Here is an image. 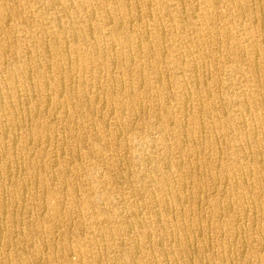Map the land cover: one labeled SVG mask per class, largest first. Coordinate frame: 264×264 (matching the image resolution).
<instances>
[{
    "label": "bare ground",
    "instance_id": "6f19581e",
    "mask_svg": "<svg viewBox=\"0 0 264 264\" xmlns=\"http://www.w3.org/2000/svg\"><path fill=\"white\" fill-rule=\"evenodd\" d=\"M71 256L264 264V0H0V264Z\"/></svg>",
    "mask_w": 264,
    "mask_h": 264
},
{
    "label": "rangeland",
    "instance_id": "374dc122",
    "mask_svg": "<svg viewBox=\"0 0 264 264\" xmlns=\"http://www.w3.org/2000/svg\"><path fill=\"white\" fill-rule=\"evenodd\" d=\"M225 70H227V68L225 67ZM41 248H42V246H41ZM4 249V250H3ZM15 249H17V248H14V247H3L2 248V253L3 252H6L7 254L9 253V252H14V251H16ZM45 250H42V253H46V251L44 252ZM72 258V259H71ZM75 261V257H69L68 258V260H65L62 264H67L68 262H74ZM39 264H45L44 262H40Z\"/></svg>",
    "mask_w": 264,
    "mask_h": 264
}]
</instances>
